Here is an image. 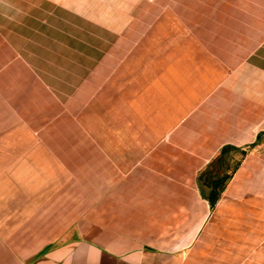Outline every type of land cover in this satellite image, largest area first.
Returning <instances> with one entry per match:
<instances>
[{
  "label": "crops",
  "instance_id": "crops-1",
  "mask_svg": "<svg viewBox=\"0 0 264 264\" xmlns=\"http://www.w3.org/2000/svg\"><path fill=\"white\" fill-rule=\"evenodd\" d=\"M170 1L0 0V264H264L159 232L264 146V0Z\"/></svg>",
  "mask_w": 264,
  "mask_h": 264
},
{
  "label": "rangeland",
  "instance_id": "rangeland-1",
  "mask_svg": "<svg viewBox=\"0 0 264 264\" xmlns=\"http://www.w3.org/2000/svg\"><path fill=\"white\" fill-rule=\"evenodd\" d=\"M179 2L170 1L183 11L185 7ZM195 184L193 190L200 189L209 206L207 221L200 230L161 229V237L175 234L177 242L165 248H186L183 244L191 233L190 252L209 259L238 262L264 249V146L261 143L224 149L201 168ZM176 201L182 202L178 198ZM197 201L201 202L198 198ZM176 225L181 224L177 221Z\"/></svg>",
  "mask_w": 264,
  "mask_h": 264
}]
</instances>
